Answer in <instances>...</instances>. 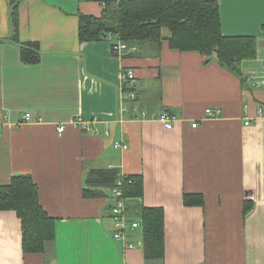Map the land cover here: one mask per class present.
Listing matches in <instances>:
<instances>
[{
    "label": "crops",
    "instance_id": "0c3cea01",
    "mask_svg": "<svg viewBox=\"0 0 264 264\" xmlns=\"http://www.w3.org/2000/svg\"><path fill=\"white\" fill-rule=\"evenodd\" d=\"M105 1L0 0V186L29 176L53 221L43 250L24 253L21 220L0 210V264H264V0H212L224 36L256 40L242 77L167 40L117 57L116 36L80 43L78 16L99 17ZM30 43L34 64L21 59ZM125 69L136 78L133 100ZM206 109L220 112L207 118ZM162 112L175 117L169 129L154 119ZM108 168L141 179V196L125 198L128 223L162 209L161 261L145 260L139 227L126 231L133 250L112 239L111 190L84 182ZM185 195L202 204L184 205Z\"/></svg>",
    "mask_w": 264,
    "mask_h": 264
},
{
    "label": "trees",
    "instance_id": "16d2710c",
    "mask_svg": "<svg viewBox=\"0 0 264 264\" xmlns=\"http://www.w3.org/2000/svg\"><path fill=\"white\" fill-rule=\"evenodd\" d=\"M16 2L12 1L13 6ZM99 17L79 15L77 37L80 43L106 39V34L116 36L127 46L150 44L160 46L167 40L169 47L178 51H196L240 77L239 64L256 57V40L253 37H226L221 32L219 8L212 0H107L102 4ZM11 12V26L15 32L17 20ZM167 32L165 38L163 33ZM24 63L34 64L39 59L35 43L21 47ZM243 79V78H242ZM244 80V79H243ZM115 168L92 169L84 182L91 188L112 190L120 180ZM128 180L132 183L129 184ZM121 190L126 198H139L141 179L131 177L121 180ZM87 192V191H86ZM95 193H86L93 196ZM195 201L202 204L199 195H185L184 205ZM0 210H12L21 220L22 250L39 253L53 236V221L43 211L37 188L29 176L13 177L9 184L0 186ZM163 211L161 208H144L139 228L145 260L161 261L164 256Z\"/></svg>",
    "mask_w": 264,
    "mask_h": 264
},
{
    "label": "built area",
    "instance_id": "2783aa9c",
    "mask_svg": "<svg viewBox=\"0 0 264 264\" xmlns=\"http://www.w3.org/2000/svg\"><path fill=\"white\" fill-rule=\"evenodd\" d=\"M112 36H113L112 34H106V39L110 41L112 40ZM124 49H127V45L120 42V40L116 43L114 42L111 43V51L116 57L119 56L121 51ZM121 80L123 82L124 87L129 92L128 93L129 98L133 100L135 98V94L132 91V88L135 86V80H136L133 71L131 69H125L122 72ZM248 81H250L253 86L258 87V84H259L258 82L254 81L251 78H248ZM219 112L220 110H212V109H206L204 111L205 116L207 118H215V116ZM259 115L264 117V111L260 110ZM29 116H30L29 114H26L25 119L28 120ZM154 119H157L165 129L171 128L175 122V117L168 114L167 112L160 113ZM72 124L74 126L80 127L83 125V121L81 119H76V120H73ZM248 124L249 122H245V125H248ZM191 127L196 128L197 124L194 123L191 125ZM63 130H64V127H59L58 134L63 132ZM115 147L116 148L122 147L123 149H127V146L120 144V143H116ZM121 184L122 182L120 179L116 184L117 186L111 190V194L114 199L113 206L110 210V217H111V224H112L111 237L114 241L123 243L124 244L123 248L125 251H127V250H133L135 248V245L132 243L125 242L126 231L127 230L132 231V230L137 229L139 227V224L136 222H132V223L127 222L126 209H125L126 199L123 196V192L121 190Z\"/></svg>",
    "mask_w": 264,
    "mask_h": 264
}]
</instances>
